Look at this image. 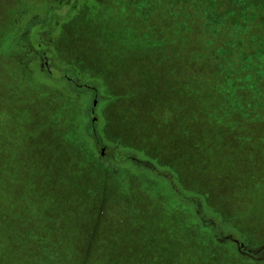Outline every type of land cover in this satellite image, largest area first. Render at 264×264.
Returning a JSON list of instances; mask_svg holds the SVG:
<instances>
[{"label":"trees","instance_id":"obj_1","mask_svg":"<svg viewBox=\"0 0 264 264\" xmlns=\"http://www.w3.org/2000/svg\"><path fill=\"white\" fill-rule=\"evenodd\" d=\"M89 1L88 12L84 13L88 20L96 16L91 9L97 7H91V3L96 6L117 5L123 20L135 24L136 42L116 44L115 50L121 53L120 64L111 57L101 59L99 48H90L96 57L93 52L87 57L86 50L78 53L82 57L80 64L92 66L94 71L104 65L105 70L104 77L92 76L101 78L93 81L97 88L94 85V89L82 87L99 95L98 84L110 81L109 75L128 67L130 57L136 55L143 80L136 94L140 96L131 101L135 103L150 95L157 103L167 104L169 133L174 136L177 132L178 135L176 139L172 137L170 152H161L160 146L156 145L167 172L139 160L137 155L105 150V156L117 164L129 163L137 170L147 169L163 178L148 177L139 183L134 182L145 178H131L125 185L127 190L120 189L118 180L114 179L108 196L115 203L106 207L105 212L102 188L107 180L83 173L72 165L68 177L81 184L77 193L84 190L88 196L86 202L97 207L96 212L90 210L88 213L85 202L78 207L79 212L75 210L77 217L80 215L79 229L91 226L94 215H100L101 230L107 222L120 237H128L123 240L120 254L102 261L103 264H243L235 253L214 241V236L223 234L217 218H208L205 214L211 199L217 197L220 209L231 203L232 219L227 215L225 218L233 225L237 223V228L252 232L254 225L261 223L258 230H264V217L260 218L262 220L256 217L259 212H264V0ZM73 3L74 0H64L59 7L50 9L41 20L29 26L28 40H32L31 44L45 61L46 68L50 65V48L42 38L49 32L56 33L61 19L64 20L63 27L66 25L73 14ZM164 14L168 19L166 40L159 36L163 32L159 27L164 22ZM16 20L13 26L18 39ZM99 25L101 33L105 34L107 26L101 22ZM34 29L37 31L32 36ZM12 33L0 34L1 63L7 58L6 45L14 41ZM148 35L153 36L154 53L158 51L160 54L146 61L137 44L140 42L142 49L147 48ZM88 45L93 47L95 44ZM56 46L57 41L54 49ZM69 51L72 53L70 48ZM73 59L76 61L75 54ZM75 67L87 76L93 75L73 63L71 68L56 70L57 79H68V73L74 72ZM162 70L166 71L167 80ZM164 90L168 95L166 99ZM119 125L123 129L127 123ZM93 138L100 147L99 138L96 135ZM66 139L65 136L64 157L73 164L76 157ZM65 171L64 168L59 170L61 174ZM183 178L195 182L196 188L202 192L192 195L182 191L176 182L180 184ZM165 179L166 183L163 182ZM3 190L0 187V264L45 263L44 254L39 258L37 247L27 244L31 240L47 245L49 240L46 241L44 236H55L60 244L44 246L45 253L51 249L48 264H75L72 253L65 248L67 240L63 235L67 230L58 227L60 239L57 238L54 235L58 233L55 222L46 225L47 220L41 216H36L41 224L37 232L29 228L23 231L21 228L27 222L19 225L22 218H15L12 225L14 219L7 214L9 205L3 197ZM252 198L257 201H250ZM59 205L60 218L69 216V201ZM14 208H19L22 215L25 206L23 203L12 204ZM87 213L88 219L85 220ZM104 213L108 214L110 221L103 220ZM85 221L88 225H83ZM206 228L212 232V237ZM237 228L234 231H238ZM85 235L81 243L88 240ZM239 249L240 254H244V250Z\"/></svg>","mask_w":264,"mask_h":264},{"label":"rangeland","instance_id":"obj_2","mask_svg":"<svg viewBox=\"0 0 264 264\" xmlns=\"http://www.w3.org/2000/svg\"><path fill=\"white\" fill-rule=\"evenodd\" d=\"M89 2L74 0L71 8L73 14L66 25L63 27L64 20L61 19L56 33L49 32L42 38V42L50 48V65L46 68L40 53L33 48L32 40H28L29 27H22V39L16 38L17 30L13 23L19 13H22L21 6L14 0H0V34L6 35L12 31L14 38L13 42L6 45L8 59H2L3 63L0 61V187H3L2 194L9 205L7 214L14 219L12 225L15 218H22L19 225L27 222V225L24 224L21 228L23 231L30 229L37 232L41 229L36 216L47 220L46 225L55 222L56 230L58 227L66 229L63 237L68 243L66 241L65 248L72 253L75 264H103L104 260L120 254L124 245L123 240L128 237H120L107 222L101 230L100 215H94L91 226H83L88 225L85 221L83 229H79L81 226L78 227V224L81 222H78L80 218V215L77 217L78 207L86 202L88 196L84 190L77 193L81 184L68 177L72 165L77 166L83 173L95 174L107 180L102 188L105 212L106 207L110 208L115 203L108 196L114 179L118 180L122 190H127L125 185L131 178H145L134 183L144 182L148 177L163 179L147 169L137 170L129 163L117 164L105 156V150L115 149L121 155H137L139 160L153 164L159 171L167 172L161 164L156 145L160 146L161 152H170L172 137L176 139V134L178 135L177 132L174 136L169 133L167 104L157 103L150 95L140 98L135 103L131 101L137 96L143 80L137 67L136 55L130 57L128 67L111 73L110 81L104 79L107 82L97 83L99 95L90 90L96 86L94 80H101L100 76L94 78L92 76L99 74L104 77L102 74L105 71L104 65L94 71L92 66L80 64L82 57L78 53L86 50V56L89 57L99 48L101 59L111 57L116 64H120L121 53L115 50L116 44L134 43L136 36L133 33L135 24L123 20L122 12L117 5L96 6L91 3V7H97L91 9L96 16L95 19L88 20L87 14L84 13L88 12ZM26 5L43 17L46 8L54 7L55 1L35 0ZM163 19L164 22L159 27L163 32L159 36L166 40L169 33L165 14ZM39 20L41 18L32 22ZM99 22L107 26L105 34L101 33ZM36 31V29L32 31V36ZM152 37L148 35V46L145 49H142L140 42L137 44V49L143 51L146 61L152 59L154 55L157 58L160 54L153 51ZM56 41L58 47L54 49ZM87 42L95 45L89 47ZM74 54L76 61L73 59ZM94 54L93 52L92 55L96 57ZM73 63L83 66L93 75L87 76V73L80 72L78 67H75L74 72L68 73V79H57L56 70L71 68ZM162 75L167 80L165 70H162ZM82 86L90 89H84ZM163 94L164 98L168 97L166 90ZM125 121L126 129H121L119 124ZM94 135L99 138L100 147L97 146ZM65 136L74 150L76 162L73 164L68 163L64 157ZM62 168L66 169L64 174L59 172ZM166 181L165 179L163 182ZM176 183L182 191L189 194L202 192L200 188H196L195 182L186 178L180 180V184L179 181ZM211 200L205 215L208 218H217L223 234L221 237L214 236V241L222 248L235 253L243 264L264 263V230H258L261 223L255 224L252 232L246 233L237 228V223L233 225L232 221L225 218L227 215L232 219V211L229 208L231 203L222 210L217 197ZM249 200L257 201V198ZM66 201L70 203L71 213L60 218L59 204ZM18 203L25 206L22 215L19 208L12 209V204ZM85 207L88 213L90 210L97 211V207L89 202H86ZM88 213L85 220L88 219ZM256 217L262 220L260 218L264 217V212H259ZM107 219L110 221L108 214L104 213L103 220ZM234 221L236 222L235 219ZM235 228L239 230L234 231ZM54 235L60 239L59 230ZM84 235L88 240L81 243ZM210 235L213 236L212 232ZM44 237L46 241L49 240L47 245L46 243L39 245L31 240L27 244L30 247H37L40 252L39 258L44 254L46 262L43 264H48L51 249L45 253L47 250L45 247L60 244L55 236ZM240 247L244 254H240Z\"/></svg>","mask_w":264,"mask_h":264},{"label":"crops","instance_id":"obj_3","mask_svg":"<svg viewBox=\"0 0 264 264\" xmlns=\"http://www.w3.org/2000/svg\"><path fill=\"white\" fill-rule=\"evenodd\" d=\"M14 1L18 5H20L21 8H22V11H21L22 13H19V15L16 18L17 19L16 20V26H18V33H19L18 37H20V35L23 32L22 27L31 26L32 23H33L32 21L34 19H37V18L40 19L42 16L37 15L36 13H34L33 9L32 8H28V6L26 5V3H30V2H33L35 0H14ZM54 1H55V6L46 8L44 15H46L47 12L50 9L59 7L64 0H54Z\"/></svg>","mask_w":264,"mask_h":264},{"label":"flooded vegetation","instance_id":"obj_4","mask_svg":"<svg viewBox=\"0 0 264 264\" xmlns=\"http://www.w3.org/2000/svg\"><path fill=\"white\" fill-rule=\"evenodd\" d=\"M21 37H22V35H20V37H19V38H20V39H22ZM42 60H43V59H42ZM44 65H45V61H44ZM45 66H46V65H45Z\"/></svg>","mask_w":264,"mask_h":264},{"label":"water","instance_id":"obj_5","mask_svg":"<svg viewBox=\"0 0 264 264\" xmlns=\"http://www.w3.org/2000/svg\"><path fill=\"white\" fill-rule=\"evenodd\" d=\"M94 105H96V101L94 102Z\"/></svg>","mask_w":264,"mask_h":264}]
</instances>
